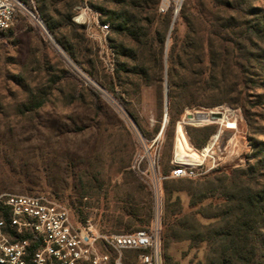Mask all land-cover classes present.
<instances>
[{"label":"rangeland","instance_id":"obj_1","mask_svg":"<svg viewBox=\"0 0 264 264\" xmlns=\"http://www.w3.org/2000/svg\"><path fill=\"white\" fill-rule=\"evenodd\" d=\"M53 1L49 24L36 0L29 4L52 40L24 16L11 32L0 35V196L54 198L74 220H89L104 235L136 232L137 225L128 229L127 223L147 221L151 211L147 231L155 201L131 168L141 150L138 133L152 141L164 128L161 172L167 174L179 124L187 123L188 142L198 149L201 140L222 129L224 154L218 168L197 180L168 179L162 185V264H211L222 243L179 240L164 248L167 199L171 192V203L184 215H195L205 236H213L237 219L230 210L237 206L232 199L239 186L264 192V169L255 147L264 144V37L257 32L264 0H170L179 11L187 3V10L178 24L167 27L163 70L154 67L147 82L134 74L115 78L118 42L111 28H102L109 23L97 11L115 5L107 0ZM173 32L181 42L173 80L183 114L171 122L179 106L176 101L171 111L167 99L166 57ZM197 113L216 115L201 123L188 119ZM223 117L228 122L219 121ZM81 172L94 188L77 181ZM99 247L113 256L102 243ZM257 253L256 264H264ZM139 255L127 251L122 263L141 264Z\"/></svg>","mask_w":264,"mask_h":264},{"label":"built area","instance_id":"obj_2","mask_svg":"<svg viewBox=\"0 0 264 264\" xmlns=\"http://www.w3.org/2000/svg\"><path fill=\"white\" fill-rule=\"evenodd\" d=\"M32 2L33 0H28ZM24 0H0V33L12 29L21 16L29 18L41 33L52 40L43 20ZM172 2L162 0L159 12L166 14ZM179 7L175 5V14ZM79 21H83L82 18ZM109 30L108 25L102 26ZM198 114H192L198 119ZM206 114L211 119L215 113ZM224 118V117H223ZM228 121V120H227ZM176 133L172 169L161 172L162 131L152 140L138 133L141 146L132 164L133 172L148 186L154 201V219L150 230L127 234H101L89 220H74L69 209L45 195L0 196V264H123L127 251H139L141 264H162L161 198L162 185L168 179H199L221 165L219 146L222 129L204 148L190 146L185 125ZM235 128V125H234ZM233 128V129H234ZM228 129V128H226ZM112 251H100L99 245Z\"/></svg>","mask_w":264,"mask_h":264},{"label":"trees","instance_id":"obj_3","mask_svg":"<svg viewBox=\"0 0 264 264\" xmlns=\"http://www.w3.org/2000/svg\"><path fill=\"white\" fill-rule=\"evenodd\" d=\"M27 3L28 0H24ZM41 6V14L49 24L50 11L55 5L56 1L50 0H36ZM107 2L115 5L117 8L98 7L97 11L106 17L104 23H109L108 28H111L112 34L117 39L115 46V54L118 58L116 64L115 78L120 80L125 74L127 78L129 74L139 76L145 82L151 80L148 74L157 68L159 72L163 70V62L166 48V29L172 23L178 24L181 18L185 15L186 6L178 11L175 15V5L171 4L170 10L166 14L158 12L159 0H107ZM188 3H191L189 0ZM30 4V3H29ZM64 4V3H63ZM52 33H55L56 27L51 26ZM163 29V32L159 30ZM6 32H11L9 29ZM6 32H1L4 34ZM261 36L264 37V20L257 30ZM171 44L167 52L168 63V78H169V92H168V107L171 111L175 108L176 101L178 102L177 117H171V122H174L183 114V107L180 104L181 100L177 94L178 86H176L173 76L177 71L176 64L180 61V38L177 32H173L170 36ZM152 61L155 66L149 65ZM161 77V76H160ZM160 81V80H159ZM111 89H114L112 87ZM92 100L98 102V95L92 90H87ZM45 102H41L40 106ZM39 106V107H40ZM212 140V137L199 142L200 148L207 146ZM257 156L259 157L260 168L264 169V144H259ZM86 173L81 172L79 180L81 184H88L94 188V182L83 178ZM76 179V175H75ZM197 180V179H195ZM93 183H92V182ZM244 186V185H243ZM167 199V205L164 216V248L167 250L169 245L173 242L197 240L198 242L219 244L223 246L218 255L212 260L211 264H256L254 258L257 252L264 260V192H256L250 188H241L239 186L236 196L232 201L236 203L232 211L236 216L234 224L228 225L226 228L214 234L205 236L203 233L204 227L196 219L195 215H184L182 209L171 203L172 196ZM196 204V203H195ZM232 214V213H231ZM152 212H149L148 220L131 219L127 223L128 229L136 226L134 231L144 230L149 226ZM122 223L119 224L121 226ZM228 246H225L226 243ZM260 262V263H261Z\"/></svg>","mask_w":264,"mask_h":264},{"label":"bare ground","instance_id":"obj_4","mask_svg":"<svg viewBox=\"0 0 264 264\" xmlns=\"http://www.w3.org/2000/svg\"><path fill=\"white\" fill-rule=\"evenodd\" d=\"M226 116V115H225ZM206 121H210V119L206 118V117H203V118H200V119H196L195 120V123H201V122H206ZM219 121H225V122H228L227 119L224 117L222 120H219ZM229 129V128H228Z\"/></svg>","mask_w":264,"mask_h":264},{"label":"water","instance_id":"obj_5","mask_svg":"<svg viewBox=\"0 0 264 264\" xmlns=\"http://www.w3.org/2000/svg\"><path fill=\"white\" fill-rule=\"evenodd\" d=\"M175 15H177V13ZM197 117H198V119H200V118L207 117V116H206V114L201 113V114H198ZM193 118H194V116L192 114L188 115V119L192 120Z\"/></svg>","mask_w":264,"mask_h":264}]
</instances>
